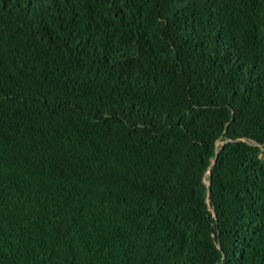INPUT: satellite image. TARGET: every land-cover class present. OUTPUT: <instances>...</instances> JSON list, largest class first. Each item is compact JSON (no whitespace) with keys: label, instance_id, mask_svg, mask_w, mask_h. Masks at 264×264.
<instances>
[{"label":"trees","instance_id":"obj_1","mask_svg":"<svg viewBox=\"0 0 264 264\" xmlns=\"http://www.w3.org/2000/svg\"><path fill=\"white\" fill-rule=\"evenodd\" d=\"M0 264H264V0H0Z\"/></svg>","mask_w":264,"mask_h":264}]
</instances>
